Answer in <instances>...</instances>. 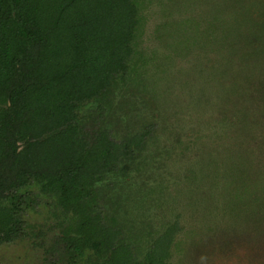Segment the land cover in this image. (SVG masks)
<instances>
[{"label":"rangeland","instance_id":"374dc122","mask_svg":"<svg viewBox=\"0 0 264 264\" xmlns=\"http://www.w3.org/2000/svg\"><path fill=\"white\" fill-rule=\"evenodd\" d=\"M135 1L134 71L111 98V134L144 140L97 184L101 217L138 260L174 225L164 264H264V0ZM77 112L102 113L94 99ZM32 191L26 237L0 243V264L79 262L55 243L56 202Z\"/></svg>","mask_w":264,"mask_h":264},{"label":"trees","instance_id":"16d2710c","mask_svg":"<svg viewBox=\"0 0 264 264\" xmlns=\"http://www.w3.org/2000/svg\"><path fill=\"white\" fill-rule=\"evenodd\" d=\"M136 4L0 0V92L8 103L0 107V243L26 237L23 218L38 208L36 186L64 216L55 243L78 259L71 264L168 260L175 226L138 260L136 249L119 242L120 230L103 221L97 186L143 146V135L114 139L110 115L114 91L134 71ZM52 10L56 17L43 19ZM93 99L107 116L78 114Z\"/></svg>","mask_w":264,"mask_h":264}]
</instances>
